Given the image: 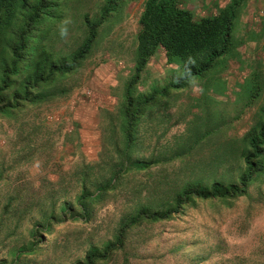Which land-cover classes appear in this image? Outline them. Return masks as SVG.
I'll return each mask as SVG.
<instances>
[{
    "label": "rangeland",
    "instance_id": "374dc122",
    "mask_svg": "<svg viewBox=\"0 0 264 264\" xmlns=\"http://www.w3.org/2000/svg\"><path fill=\"white\" fill-rule=\"evenodd\" d=\"M107 1H50L51 23L46 13L39 25H55L54 49L59 56L68 55L80 43L84 15L98 19ZM145 1L122 0L117 11L107 16L92 53L64 83L72 86L68 95L40 106L25 105L12 115L0 113V260L10 258L11 247L29 241L32 224L46 209L44 194L67 192L72 200L67 179L80 174L86 164L98 163V170L105 159V140L109 144L120 139L119 109L133 74ZM230 1L180 0L179 4L202 17L217 13ZM242 1L234 29L236 37L247 39L240 57L228 59L208 77L191 78L182 88L170 87L182 70L160 48L135 85L143 97L155 88L169 90L146 104L139 127L144 144L132 152L133 159L152 160L170 147L169 155L177 157L164 161L161 154L162 161L153 159L148 168L125 173L107 202L94 206L90 222L54 224L47 237L36 240L40 258L48 254L55 256L54 264H73L85 257L91 245L101 248L113 242L114 226L124 214L140 208L174 211L180 207L168 219L130 228L124 247L98 264H264V175L249 185L246 196L195 198L183 212L173 201L188 182L238 181L245 169L243 160H234L224 147L230 136L240 142L264 107V91L252 104L239 98L241 84L259 73L257 69L264 77V0ZM209 81L218 83L213 91L205 90ZM208 117L217 120L208 125ZM218 126L220 137L209 136L208 128ZM206 166L213 167L208 169L211 173ZM17 222L20 235L9 238L12 223Z\"/></svg>",
    "mask_w": 264,
    "mask_h": 264
},
{
    "label": "trees",
    "instance_id": "16d2710c",
    "mask_svg": "<svg viewBox=\"0 0 264 264\" xmlns=\"http://www.w3.org/2000/svg\"><path fill=\"white\" fill-rule=\"evenodd\" d=\"M50 1L52 0H36L34 5L30 0H0L2 115H12L17 108L25 105L40 106L58 96L68 95L72 86L64 83L68 82V77L90 56L97 42L100 26L107 20L109 14L117 11L122 0L105 2L98 19H92L85 14L82 23L84 31L80 34L81 38H78L81 41L66 56H59L58 51L54 49L56 45L53 39L57 36L53 35L57 32L55 25H39L42 17L50 10ZM179 1H145L139 19L140 30L137 33L133 74L125 84L122 106L119 109L120 139L113 143L109 141V144L105 140V159L101 161V167L95 170L98 163L86 164L80 174L76 173L77 176L73 175L74 178L67 179V184L72 185V189L70 188L72 200L67 199V192H58L57 196L45 193L46 209L40 212V220L32 224L28 232L29 241L20 247H11L7 253L10 258L0 260V264H54L55 256L46 254L40 258L36 250V240L42 235L47 237L54 224L67 221L90 222L95 213L94 206L107 202L109 192L119 187L121 177L125 173L146 169L154 163L153 159L157 162L162 161L161 154L164 161L177 157L169 155L173 150L171 147L152 160L144 161L142 158L132 157V152L141 146V143L144 144V133H139V127L143 123L146 104L160 98L169 90L168 87L161 90L155 88L154 92L144 97L137 94L135 85L140 79L141 72L149 59L163 47L168 61L177 63L182 70L178 82L170 87L182 88L191 78L208 77L228 59L240 57V47L247 42L245 37H236L234 34L242 0H231L226 6L218 8L217 13L202 17H196L193 11L180 6ZM48 15L49 13L45 16ZM47 19L51 23L50 16ZM256 71L260 74L256 73L253 77V74L250 75L241 84L243 92L239 93V98L246 100L247 104L254 103L264 91L262 70ZM217 84L209 81L205 90L208 88L213 91ZM207 120L208 125H211L210 120L217 119L208 117ZM208 130L209 136L214 138L222 134L219 126L210 127ZM224 149L235 158L234 160L241 162L242 159L244 162L245 169L240 173L238 181L230 178L224 183L213 178L209 183L201 179L186 183L173 199L174 204L181 206L182 212L184 205L195 198L246 196L249 185L264 175V107L259 111L256 123L240 142L230 136ZM113 154H117L118 157L114 158ZM219 159L217 155L214 160ZM212 168L206 166L205 171L211 173L208 169ZM63 181H66L65 177ZM18 192V189L15 190L16 194ZM179 210L180 207L174 211L140 208L124 214L114 226L116 233L113 242H108L101 248L91 245L85 257L73 264H98L109 259L116 250L124 247L130 228L144 221L168 219L173 212ZM12 227L8 234L9 238L20 235V222L12 223Z\"/></svg>",
    "mask_w": 264,
    "mask_h": 264
},
{
    "label": "clouds",
    "instance_id": "9594fccd",
    "mask_svg": "<svg viewBox=\"0 0 264 264\" xmlns=\"http://www.w3.org/2000/svg\"><path fill=\"white\" fill-rule=\"evenodd\" d=\"M142 12H143V11H142ZM160 48H163V47H160ZM160 48H159V49H160ZM159 49H158V50H159ZM163 49H164V48H163ZM158 50H157V51H158ZM164 50H165V49H164ZM156 53H157V52H156ZM156 53H155V54H156ZM165 53H166V51H165ZM152 57H153V56H152ZM166 57H167V56H166ZM150 59H151V58H150ZM150 59H149V60H150ZM167 60H168V59H167ZM148 62H149V61H148Z\"/></svg>",
    "mask_w": 264,
    "mask_h": 264
}]
</instances>
